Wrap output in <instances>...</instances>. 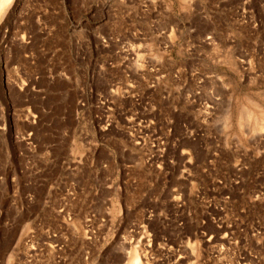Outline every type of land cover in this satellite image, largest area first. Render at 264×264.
Instances as JSON below:
<instances>
[{
  "label": "rangeland",
  "instance_id": "obj_1",
  "mask_svg": "<svg viewBox=\"0 0 264 264\" xmlns=\"http://www.w3.org/2000/svg\"><path fill=\"white\" fill-rule=\"evenodd\" d=\"M0 11V264H264V0Z\"/></svg>",
  "mask_w": 264,
  "mask_h": 264
},
{
  "label": "bare ground",
  "instance_id": "obj_2",
  "mask_svg": "<svg viewBox=\"0 0 264 264\" xmlns=\"http://www.w3.org/2000/svg\"><path fill=\"white\" fill-rule=\"evenodd\" d=\"M4 2L5 0H0V10L3 8V5H4ZM1 12V11H0ZM263 123V122H262ZM171 189V188H170ZM173 191L175 192V189L173 188ZM180 199V198H179ZM156 202V201H155ZM154 202V203H155ZM163 208V207H162ZM161 208V209H162ZM148 209V208H147ZM147 209H143L145 210L143 213V217H144V220H143V223L141 224V227H147L148 224H151L154 219L157 217L156 216V213L155 211L153 210H147ZM142 210V211H143ZM163 211H166L165 209ZM169 212V211H168ZM166 214H164V212L161 214L157 213L158 217L162 218L161 219V225H163L164 227L165 226H169V224H172L174 220L173 215L172 214H169L167 212H165ZM170 216V217H169ZM175 216V215H174ZM183 216V215H182ZM172 218V219H171ZM172 220V221H171ZM179 221V219H178ZM182 221V220H181ZM176 222H174L173 224H175ZM179 223V222H178ZM182 224V223H181ZM184 224V223H183ZM182 224V225H183ZM181 226V225H180ZM132 252V251H131ZM125 264H142L141 262V259H140V256L138 254V252L136 250H134L130 257H129V260L125 263Z\"/></svg>",
  "mask_w": 264,
  "mask_h": 264
}]
</instances>
